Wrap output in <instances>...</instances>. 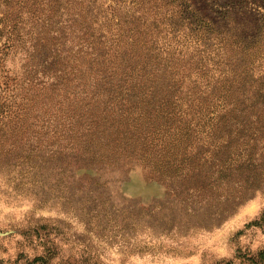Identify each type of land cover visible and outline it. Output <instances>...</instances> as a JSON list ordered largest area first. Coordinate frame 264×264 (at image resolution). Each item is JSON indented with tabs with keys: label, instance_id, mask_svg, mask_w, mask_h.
Masks as SVG:
<instances>
[{
	"label": "rangeland",
	"instance_id": "obj_1",
	"mask_svg": "<svg viewBox=\"0 0 264 264\" xmlns=\"http://www.w3.org/2000/svg\"><path fill=\"white\" fill-rule=\"evenodd\" d=\"M215 1L194 0L218 26H229L232 16L252 45L264 39V0H250L223 15L214 11ZM83 3L97 32L100 24L106 25L101 29L104 40L110 39L106 44L120 38V15L130 20L129 13H142L139 0ZM131 33L122 32L117 51L127 46ZM39 52L16 42L0 60V264H264V166L257 168L254 180L230 185L229 194L214 191L194 201L178 195L159 179L162 161L146 164L133 148L140 143L143 156L159 143L163 121L175 118L164 108L139 116L121 104L113 105L107 119L119 118L121 129L129 125L136 131L127 129L120 137L133 155L101 167L68 164L72 153H61L56 138L42 129L48 124L38 120L32 127L34 111L42 105L58 117L66 111L57 92L46 88L61 75V66L81 71L71 82L90 89L110 67L87 61L79 68L61 60L55 71ZM26 96L32 100L29 111ZM174 98L164 101L172 102L166 104L168 111ZM22 118L25 125L29 122L26 133H18L20 126L14 130V121ZM251 173L255 175L252 171L247 179ZM226 195H232L227 202Z\"/></svg>",
	"mask_w": 264,
	"mask_h": 264
},
{
	"label": "trees",
	"instance_id": "obj_2",
	"mask_svg": "<svg viewBox=\"0 0 264 264\" xmlns=\"http://www.w3.org/2000/svg\"><path fill=\"white\" fill-rule=\"evenodd\" d=\"M139 1L142 13H129L130 20L120 15V38L106 44L110 39L104 40L101 32L106 25L100 24L98 32L93 28L95 21L83 0H4L0 60L19 42L40 50L54 70L61 60L79 68L87 61L110 67L90 89L72 84L81 71L61 66V75L46 88L57 92L66 111L60 117L43 105L34 111L32 127L38 120L48 124L42 129L56 138L61 153H72L68 164L108 166L132 154L120 137L127 129L136 131L129 125L121 129L119 118L108 121L113 105H128L139 116L164 108L174 121H163L166 128L158 130L159 143L143 156L141 144L133 146L138 158L153 166L154 159L162 161L160 181L192 201L214 191L229 194L230 185L254 180L257 168L264 166V39L252 45L232 16L229 26H218L194 0ZM249 1L216 0L214 11L223 15L229 9L241 10ZM131 30L129 43L117 51L122 32ZM173 97L174 107L168 111L166 104L172 102L164 101ZM24 100L29 111L32 100ZM25 122L26 118L14 121V130L20 126L18 133H26L30 127ZM252 171L255 175L247 179ZM231 197L226 195V202Z\"/></svg>",
	"mask_w": 264,
	"mask_h": 264
}]
</instances>
